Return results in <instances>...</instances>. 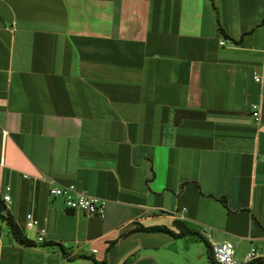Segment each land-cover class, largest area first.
<instances>
[{
  "label": "crops",
  "instance_id": "obj_1",
  "mask_svg": "<svg viewBox=\"0 0 264 264\" xmlns=\"http://www.w3.org/2000/svg\"><path fill=\"white\" fill-rule=\"evenodd\" d=\"M52 185L104 199L103 216L67 210ZM6 186L32 246L0 222V264L264 251V0H0Z\"/></svg>",
  "mask_w": 264,
  "mask_h": 264
},
{
  "label": "built area",
  "instance_id": "obj_2",
  "mask_svg": "<svg viewBox=\"0 0 264 264\" xmlns=\"http://www.w3.org/2000/svg\"><path fill=\"white\" fill-rule=\"evenodd\" d=\"M224 42L221 43L223 45ZM253 80L256 83L261 82V77L254 73ZM260 106L253 104L251 106V115L256 122L259 121ZM10 188L6 186L1 193L0 198L5 204V207L11 204L9 195ZM49 195L52 198H59L62 200L64 207L73 212H79L85 216L102 217L104 214L106 201L104 199L93 197L87 193L77 190L74 186H56L52 185L49 188ZM37 221L31 214L26 215L25 227L27 230L36 231V241L38 243L44 242V230L37 229ZM239 247L238 242H215L211 244V252L213 260L216 264H240L236 261V253ZM254 262L264 263V251L256 248H251L244 258L243 264H251Z\"/></svg>",
  "mask_w": 264,
  "mask_h": 264
},
{
  "label": "trees",
  "instance_id": "obj_3",
  "mask_svg": "<svg viewBox=\"0 0 264 264\" xmlns=\"http://www.w3.org/2000/svg\"><path fill=\"white\" fill-rule=\"evenodd\" d=\"M5 213V214H4ZM0 222H4L7 228V233L10 235L11 239L20 246L30 247L32 243L22 234L20 229L12 215L6 213V207L0 198ZM176 226L180 228V233L187 231L181 223L175 222ZM212 253V252H211ZM213 258V257H212ZM213 263L216 264L213 260Z\"/></svg>",
  "mask_w": 264,
  "mask_h": 264
}]
</instances>
